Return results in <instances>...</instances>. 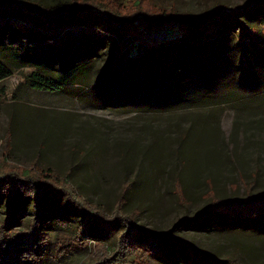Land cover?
Returning a JSON list of instances; mask_svg holds the SVG:
<instances>
[{
	"label": "rangeland",
	"instance_id": "1",
	"mask_svg": "<svg viewBox=\"0 0 264 264\" xmlns=\"http://www.w3.org/2000/svg\"><path fill=\"white\" fill-rule=\"evenodd\" d=\"M27 1L43 6L71 2ZM247 1L152 0L159 8L193 20L210 16L220 6L241 8ZM242 24L258 30L254 37H244L248 68L234 77L226 69L215 76L216 83L210 73L226 64L218 56L210 60L216 68L186 64L176 75L160 76L164 61L187 56L186 43L173 41L179 35L175 27L155 43L151 59L133 70L142 84L145 75L151 74L150 88L128 89L124 72L103 75L111 62L106 48L102 50L106 53L99 52L80 69L61 77L90 50L68 46L62 49L63 55L72 64L67 72L58 73L62 90H35L24 76L33 70L52 73L45 68L54 69L57 60L59 66L65 58L59 51L58 56L29 51L22 57L28 62L15 61L12 74L0 80V167L5 159L8 169L32 170L39 177L49 169L58 181L63 179L58 187L73 190L92 210L113 217L117 206L121 207L123 218L189 243L219 264H264V222L251 226L210 214L194 218L209 201L264 191V10L238 15L234 35ZM20 36L13 29L5 33L8 42L20 43ZM1 39L0 34V43ZM41 39L36 34L31 40ZM126 47L130 56L135 55L134 42ZM258 49L262 55L252 57ZM157 74L160 77L154 80ZM170 83L180 86L169 87ZM161 101L163 106L158 105ZM33 202L19 194L0 196V222L7 219L12 231L27 229L34 216ZM85 218L64 195L50 189L44 193L39 221L49 242L75 235ZM124 227L120 224L118 231ZM89 230L90 246L62 257L51 252L45 263L116 264V260L109 262L118 258L115 235L104 232L95 221ZM136 257L125 256L127 260ZM187 259V250L179 243L165 244L160 255L148 257L149 264H192Z\"/></svg>",
	"mask_w": 264,
	"mask_h": 264
},
{
	"label": "trees",
	"instance_id": "2",
	"mask_svg": "<svg viewBox=\"0 0 264 264\" xmlns=\"http://www.w3.org/2000/svg\"><path fill=\"white\" fill-rule=\"evenodd\" d=\"M221 9H223L222 13ZM253 10L263 11L264 0H248L241 8L220 6L215 13L201 20H193L189 16L159 8L152 0H130L125 3L122 0H71L70 3H57L52 6H43L27 0H0V34L2 36L0 80L12 74L15 61L22 59L28 62L27 58L22 57L29 51H34L39 55L44 52L56 53L57 56L59 51L65 61L56 66L57 60L54 69L53 67L45 68L51 70L52 73L33 70L24 78L32 89L61 91L63 83L59 81L58 73L67 72L72 64L69 63L66 55H63L62 49L72 46L75 49L87 47L90 50L86 52L87 55L85 53V59L81 58V62L77 60V64L75 60L71 71L61 77L80 69L90 62L93 56L97 57L99 52L108 51L111 54V62L103 75L110 71L114 72L113 74L124 72L125 86H129L128 89L140 86L150 88V85L154 83L151 80V74L145 75L142 84L134 76L135 71L133 70L136 65L151 59L152 53L156 51L154 49L157 48L155 43L162 42L165 34L167 35L168 30L173 27L179 32L173 41L186 43L184 45L187 48L184 47V49L187 51V56L164 61L159 68L162 72L160 76L176 75L179 70L184 69L186 64L203 67L204 63L208 68H216L214 62L211 65L210 60L218 56L226 64L224 66L221 64L216 71H213L214 73H210L209 78H215L217 74H221L226 69L232 71L231 77H234L236 74H243L244 69L247 70L249 65L246 63L248 59L247 45L244 42L245 35L250 38L254 37L258 34V30L253 26L242 24L239 26L238 34L234 35L233 30L236 27L233 23L238 15L248 14ZM98 23L103 24L99 27L96 25ZM8 29L16 30L21 34L20 43L7 41L5 33ZM36 34H39L42 39L35 43L31 39L35 38ZM159 35L162 37H158ZM130 41L134 42L136 47L133 56L128 54L126 47ZM206 44L208 47H205ZM50 45L54 50L49 49L52 47ZM193 47L196 49L192 50ZM103 48L107 51L105 49L103 52ZM262 53L258 49V55H252V57H260ZM160 76L157 74L154 80ZM213 80L216 83V78ZM177 86L180 85L172 83L169 85V87ZM188 97L190 98V95ZM162 102L158 105L163 106ZM164 102L170 101L165 100ZM3 162L5 166L0 167V196L19 194L24 198L33 199L34 216L30 219L27 229L12 231L9 229L10 224L7 219L0 222V264H47L45 258L49 255L52 257L51 252L57 257H62L75 248L90 246L92 237L89 229L92 221H95L104 232L116 237L117 250L115 249L114 253L118 255V258L107 257L106 259H110L109 262L116 260V264H149L148 257L160 255L163 245L179 243L186 248L189 263L202 264L201 262L205 260V263L219 264L214 259L198 252L189 243L170 238L168 233L150 231L136 224L131 218H123L119 214L121 207L117 206L113 217H107L100 210H92V207L76 196L73 190L66 189L64 185L61 188L58 187L63 179L58 181V177L49 169L46 174H41L39 177L31 174L32 170L20 168L10 170L6 167L5 159ZM48 189L56 194L64 195L70 203L78 206L86 215V221L76 227L75 235L57 236L53 242H49L48 234L42 231L39 221L41 200ZM204 214L240 220L251 226L259 222L263 223L264 191L245 197L209 201L196 212L194 218ZM120 224H124L125 227L118 231ZM94 242H96L95 238ZM131 253L137 256L136 259L127 260L125 256Z\"/></svg>",
	"mask_w": 264,
	"mask_h": 264
}]
</instances>
